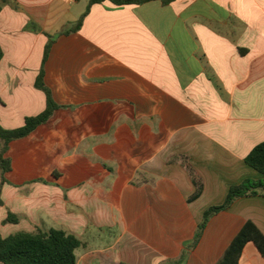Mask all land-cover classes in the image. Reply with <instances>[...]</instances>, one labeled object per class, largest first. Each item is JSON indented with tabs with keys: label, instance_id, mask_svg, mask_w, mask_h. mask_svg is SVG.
Here are the masks:
<instances>
[{
	"label": "crops",
	"instance_id": "1",
	"mask_svg": "<svg viewBox=\"0 0 264 264\" xmlns=\"http://www.w3.org/2000/svg\"><path fill=\"white\" fill-rule=\"evenodd\" d=\"M0 44V125L46 110L42 71L59 106L8 146L4 237L62 230L77 264H216L247 222L264 234L261 193L191 248L207 209L264 178L245 162L264 142V0H3ZM240 264L264 258L249 243Z\"/></svg>",
	"mask_w": 264,
	"mask_h": 264
},
{
	"label": "trees",
	"instance_id": "2",
	"mask_svg": "<svg viewBox=\"0 0 264 264\" xmlns=\"http://www.w3.org/2000/svg\"><path fill=\"white\" fill-rule=\"evenodd\" d=\"M109 1L115 6L142 5L148 2L160 1L165 5L174 0H90V6L96 3ZM3 0H0V13ZM85 16V15H84ZM84 16L66 34L77 32ZM49 44L45 49L44 60L47 59L53 44V37L48 36ZM4 52L0 44V63ZM37 88L46 94V110L35 117H28L25 125L19 129L7 130L0 125V139L4 142L0 150V168L2 171V183L6 182L5 175L11 170V163L6 158V152L11 142L27 137L39 126L47 123L58 105L54 102L50 89L44 82V73L41 72ZM245 162L264 175V142L258 144L246 157ZM264 194V178L260 180L246 179L241 184L230 188L223 204L212 206L204 212L201 224L198 226L196 236L191 248H195L207 227L209 221L215 215L228 210L237 200L245 197ZM4 205L2 199V187L0 186V207ZM6 223L17 222L16 216L9 214ZM253 243L264 258V234L251 221L247 222L238 235L233 239L228 248L216 264H240V259L247 244ZM82 243L75 236L62 230L51 229L44 231L37 229L35 232H20L9 237H4L0 232V263L2 264H77L76 251Z\"/></svg>",
	"mask_w": 264,
	"mask_h": 264
}]
</instances>
